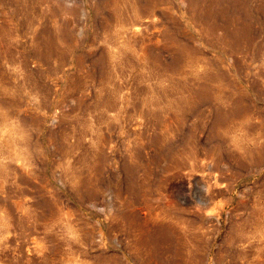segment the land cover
<instances>
[{
	"label": "rangeland",
	"instance_id": "obj_1",
	"mask_svg": "<svg viewBox=\"0 0 264 264\" xmlns=\"http://www.w3.org/2000/svg\"><path fill=\"white\" fill-rule=\"evenodd\" d=\"M0 264H264V0H0Z\"/></svg>",
	"mask_w": 264,
	"mask_h": 264
}]
</instances>
